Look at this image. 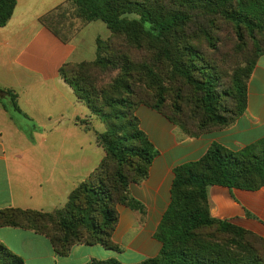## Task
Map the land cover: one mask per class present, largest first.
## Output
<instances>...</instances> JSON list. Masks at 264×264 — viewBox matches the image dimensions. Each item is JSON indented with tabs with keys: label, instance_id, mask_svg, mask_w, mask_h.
<instances>
[{
	"label": "trees",
	"instance_id": "16d2710c",
	"mask_svg": "<svg viewBox=\"0 0 264 264\" xmlns=\"http://www.w3.org/2000/svg\"><path fill=\"white\" fill-rule=\"evenodd\" d=\"M68 2L76 19L84 24L102 21L111 33L107 40L97 38L94 61L67 62L59 70L78 101L105 125L104 132H96L105 157L64 207L52 212L1 209L0 228L46 236L59 256L78 244L120 251L111 240L118 221L115 207L143 209L130 196L129 186L149 176L158 154L141 129L138 108L156 110L188 136L235 123L246 112L249 82L264 56V0ZM16 6L17 0H0V28ZM58 11L39 20L67 43L70 30L62 34L54 27L62 24L55 21ZM228 40L233 49L224 53ZM209 52L222 54L220 62ZM236 54L244 60L236 61ZM171 88L180 93L188 89L191 95L184 101L178 93L179 100L165 110ZM0 102L28 118L14 91L0 88ZM81 122L91 130L89 120ZM214 185L247 191L264 187V139L238 152L213 144L200 160L174 170L171 203L156 233L161 252L140 264H264L262 237L212 217L209 188ZM0 264L25 261L0 243ZM89 264L122 263L110 259Z\"/></svg>",
	"mask_w": 264,
	"mask_h": 264
},
{
	"label": "crops",
	"instance_id": "0c3cea01",
	"mask_svg": "<svg viewBox=\"0 0 264 264\" xmlns=\"http://www.w3.org/2000/svg\"><path fill=\"white\" fill-rule=\"evenodd\" d=\"M24 2L17 0L14 15L5 28H0V35L9 30ZM68 4V0H62L38 16L30 38L15 54L12 62L15 71L7 67L0 55V88L17 93L18 104L28 116L14 112L10 104L6 110L0 102V210L52 212L64 207L71 192L105 157L96 141V132H104L105 128L102 131V127L94 126L95 120L102 122L90 115L87 106L78 101L59 73L67 62L85 61L84 40L78 37L64 43L39 20ZM98 22L102 21L92 26L101 27ZM22 24L25 28L29 26L27 20ZM92 46L91 51L96 55V45ZM136 115L158 154L149 176L129 186L130 196L143 209L135 210L124 204L115 207L118 221L111 240L120 251L109 250L101 244H78L67 256H59L46 236L13 227L0 228V243L23 258L25 264H89L93 260L110 259L122 264H140L156 258L162 249L156 233L171 203L174 170L200 160L213 144L238 152L264 139V56L249 82L246 112L228 127L188 136L150 107L141 105ZM83 120L90 121V131L82 124ZM89 134L94 138L91 143L87 141ZM29 136L39 138L38 145L26 144ZM15 137L26 145H12ZM209 200L212 217L264 239V187L247 191L214 185L209 188Z\"/></svg>",
	"mask_w": 264,
	"mask_h": 264
},
{
	"label": "rangeland",
	"instance_id": "374dc122",
	"mask_svg": "<svg viewBox=\"0 0 264 264\" xmlns=\"http://www.w3.org/2000/svg\"><path fill=\"white\" fill-rule=\"evenodd\" d=\"M60 3H62V0H26V3L24 2L23 5L22 4L20 5L19 9L15 13V15L17 16L14 19L13 23L11 24L9 30H7V32H5L4 34L0 35V55L1 54L3 55V59L7 62V67H10L12 68L13 71H15V68L12 63L15 54L20 48H22L25 45L27 40L30 38L33 32L34 25L36 24V20L38 19V16L49 12L52 8L58 6ZM58 8L59 11L57 13L59 14L58 16L55 17L56 19L55 21L59 20L61 21L62 24L58 26L54 24V27L57 30H59L62 34H66V32L70 30L69 34L73 40L78 37L79 39H83L84 40L83 52H82L83 58L87 62L94 61L96 55L91 51V49H93L92 44L96 45L97 36H99L104 40L110 38L111 37L110 31L106 28L105 24H103L102 22H98V24L101 25V27L92 26L93 24L82 23L80 20L75 18V15L71 11L69 5H61ZM17 20L19 21L17 22ZM26 20L29 23L28 28H25L26 26L22 24ZM17 33L19 34L17 35ZM222 37L225 40L228 39L226 34L223 35ZM222 48L224 50V53H227V51H229L232 48L231 40L230 42L229 40L225 41L224 44L222 45ZM209 55L212 58H216L217 62L218 61L220 62L223 56L222 54L214 55L213 53L210 52ZM235 60L242 62V60H244V56H242L241 54L239 55L236 54ZM178 93L181 95L184 101L190 98L191 95L190 90L188 89L180 93V90L176 91V88H171L169 95L166 96L167 100H166L165 110L169 109L173 105L175 99L180 98L178 96ZM194 107L195 106H192L191 108L188 107L187 109H189V111H192ZM13 114L17 118L22 120L16 113ZM22 122H24V120H22ZM94 126L102 127L101 128L102 131L104 130V128H106L103 123L101 124L99 121L96 122V120L94 121ZM87 137H88L87 141H89V143H91L94 139L92 134L87 135ZM20 140L21 138L15 137L12 139L11 143L12 145L15 146H22L23 144L26 145L27 143H31L30 145H38L39 142V138L30 137V136L26 138L25 141L26 144L25 142L22 143Z\"/></svg>",
	"mask_w": 264,
	"mask_h": 264
}]
</instances>
